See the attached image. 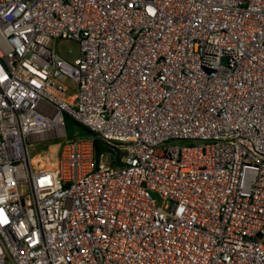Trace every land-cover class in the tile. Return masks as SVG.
Listing matches in <instances>:
<instances>
[{"label": "built area", "instance_id": "obj_1", "mask_svg": "<svg viewBox=\"0 0 264 264\" xmlns=\"http://www.w3.org/2000/svg\"><path fill=\"white\" fill-rule=\"evenodd\" d=\"M0 264H264V0H0Z\"/></svg>", "mask_w": 264, "mask_h": 264}, {"label": "rangeland", "instance_id": "obj_2", "mask_svg": "<svg viewBox=\"0 0 264 264\" xmlns=\"http://www.w3.org/2000/svg\"><path fill=\"white\" fill-rule=\"evenodd\" d=\"M58 53L65 57L67 60L71 61L79 57L80 47L75 41H65L60 40L57 44ZM69 96L75 92V86L71 83L68 84ZM65 120V138L51 139L46 142H35L30 147V156L33 162H40V166L36 164L35 168H40L41 165L49 166V162H52L54 154L57 152L58 145H64L70 140H78L83 137L84 130L75 122V120L68 114L64 117ZM50 137L54 136L53 133L49 134ZM174 145H183L180 142H172ZM109 154H106V163L112 165L114 155L118 152L115 149L110 148ZM43 162V164H41Z\"/></svg>", "mask_w": 264, "mask_h": 264}, {"label": "trees", "instance_id": "obj_3", "mask_svg": "<svg viewBox=\"0 0 264 264\" xmlns=\"http://www.w3.org/2000/svg\"><path fill=\"white\" fill-rule=\"evenodd\" d=\"M75 122L84 130V135L83 137L80 138L91 139L94 142L95 154L97 158H99L102 154L109 153L110 147L102 139L98 138L92 131H90L88 128L78 123L76 120ZM114 156L115 158H113L112 165L114 167H120L121 166L120 155L117 153Z\"/></svg>", "mask_w": 264, "mask_h": 264}, {"label": "crops", "instance_id": "obj_4", "mask_svg": "<svg viewBox=\"0 0 264 264\" xmlns=\"http://www.w3.org/2000/svg\"><path fill=\"white\" fill-rule=\"evenodd\" d=\"M57 147H58V146H57ZM57 150H58V148H57ZM56 158H57V152H56V154H54L52 160H55Z\"/></svg>", "mask_w": 264, "mask_h": 264}]
</instances>
